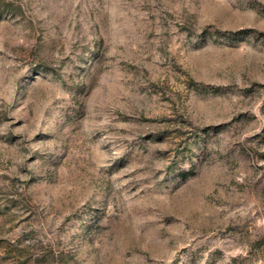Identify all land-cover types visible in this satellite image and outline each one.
<instances>
[{"label":"rangeland","instance_id":"obj_1","mask_svg":"<svg viewBox=\"0 0 264 264\" xmlns=\"http://www.w3.org/2000/svg\"><path fill=\"white\" fill-rule=\"evenodd\" d=\"M0 264H264V0H0Z\"/></svg>","mask_w":264,"mask_h":264}]
</instances>
